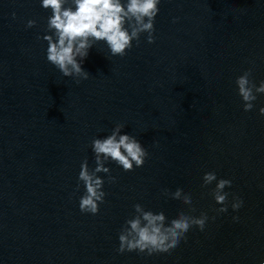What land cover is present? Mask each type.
Wrapping results in <instances>:
<instances>
[{
  "label": "water",
  "instance_id": "water-1",
  "mask_svg": "<svg viewBox=\"0 0 264 264\" xmlns=\"http://www.w3.org/2000/svg\"><path fill=\"white\" fill-rule=\"evenodd\" d=\"M159 9L154 43L142 33L123 57L96 43L82 79L47 61L51 11L41 0H0V264L264 261V94L245 112L235 84L248 69L257 86L264 80V0H161ZM118 123L148 157L129 172L106 162L105 200L82 213L81 163L95 168L92 140ZM209 171L232 181L225 191L243 199L238 211L232 195L227 212L214 210L215 182L201 187ZM177 188L192 196L189 214L207 212L204 231L191 228L170 254L118 252L133 205L168 220L189 212L171 198Z\"/></svg>",
  "mask_w": 264,
  "mask_h": 264
},
{
  "label": "clouds",
  "instance_id": "clouds-1",
  "mask_svg": "<svg viewBox=\"0 0 264 264\" xmlns=\"http://www.w3.org/2000/svg\"><path fill=\"white\" fill-rule=\"evenodd\" d=\"M161 0H41V7L50 10L47 19L46 35L47 61L54 65L65 77L87 79L89 73L82 67L89 50L96 44L104 42L111 55L123 57L133 47V41L139 44L140 35L147 33V42H155V18L159 13ZM15 17V13H13ZM35 20H29L27 27L35 26ZM251 69L243 72L235 80L238 95L245 112L254 108L257 94H264V80L256 85L250 79ZM264 116V107L259 109ZM124 125L116 124L111 133L103 138H94L91 149L95 157V168L90 169L88 161H82L78 174V184L83 185L84 192L79 199V209L82 213L97 214L99 205L104 202L106 193L103 191L104 179L98 173H110L106 162L115 163L123 171H134L142 167L148 157V152L133 135L122 134ZM109 182H115V177L109 175ZM202 188H208L215 182L207 195L221 207L214 209L217 213L228 211L229 195H232L231 208L238 211L244 204L241 197L225 191L232 186L230 179L217 178L215 171L205 172L202 177ZM164 195H169L166 190ZM171 198L180 200L189 206V212L180 211L177 216L168 220L163 211L145 210L141 204L133 205L134 215L125 221L119 234L118 252L138 251L153 255L157 253L170 254L186 234L194 226L204 231L209 220L207 212L194 216L192 196L184 193L181 188L170 193ZM214 220L215 217H212ZM239 217L234 216L237 221ZM264 264V261L261 262Z\"/></svg>",
  "mask_w": 264,
  "mask_h": 264
}]
</instances>
